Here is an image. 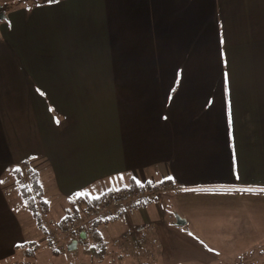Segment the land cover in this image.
Returning a JSON list of instances; mask_svg holds the SVG:
<instances>
[{
    "label": "crops",
    "instance_id": "crops-1",
    "mask_svg": "<svg viewBox=\"0 0 264 264\" xmlns=\"http://www.w3.org/2000/svg\"><path fill=\"white\" fill-rule=\"evenodd\" d=\"M14 1L0 0V259L30 242L10 199L26 136L45 158L25 170L43 186L49 172L66 205L104 182L174 186L97 225L120 262L244 257L237 238L264 237V0ZM41 235L30 259L50 249Z\"/></svg>",
    "mask_w": 264,
    "mask_h": 264
},
{
    "label": "rangeland",
    "instance_id": "rangeland-1",
    "mask_svg": "<svg viewBox=\"0 0 264 264\" xmlns=\"http://www.w3.org/2000/svg\"><path fill=\"white\" fill-rule=\"evenodd\" d=\"M15 1L14 3H17ZM3 7H4V4H2V8ZM0 35H1V32H0ZM1 95H2V91H1ZM5 127L6 126L4 125V128ZM26 140L27 142L23 143L22 145L25 146V149H27L28 152L25 153L26 157L24 158V160H21L22 162H20L21 164L20 167L22 169V174H23L24 179L26 178V171H27L25 170V167L23 166L24 163L30 162L29 168H32L34 166L33 164H36L37 161L39 162L40 160H44L43 158H45L43 155L28 156L29 150L31 149L40 150V149H39V143L37 142L36 137L31 138V136H26ZM41 168L45 171L50 167L47 165L46 162H44L42 163ZM44 171L42 173H44ZM45 172L47 174L44 176V178L42 177L44 181L43 187L45 188V191H43V196L49 200L50 207H51L50 211L47 213L45 217V220L51 227H53V222L58 221L64 214L63 213L64 209L62 205L65 204V202L63 201V199L59 198L58 195L56 194L55 188L52 183L51 176L48 175L49 172L47 171ZM111 186L117 187V185H114V184L112 185V184H108L104 182L100 185H97L91 191V193L92 195H98L101 191L111 188ZM10 199L13 205H15V210H16V213L18 214V217L22 219L23 221V228H24L27 240L30 242H28L26 246L23 249H21L22 253H25L26 251V253L28 254H22L21 252L18 251L15 255L9 256V258L7 257L5 259H0V264H126L124 262H120L116 257H112V254H106L105 256H102L100 258H91L88 255L84 254L80 249H78L77 251H71L67 249L66 246L63 247L62 251L57 252V253H54L51 248L49 249V251L46 250L45 253L42 252L41 249L38 248L35 251L34 256L30 259L29 256L31 255L29 253L30 252L29 249L35 248L37 247V245H39L40 239L37 238L36 235L43 238L41 235L42 233L40 234L38 231H36V233H32V230L36 229V225L34 226V224L32 225V223L28 221L27 219V214H29L28 211L24 208L18 207L17 205V204H20L22 201L21 196L19 195V198L17 197L16 199L15 195L13 194L12 196H10ZM28 216L30 217V215ZM263 223H264V219H263ZM64 236H65V233L60 234L58 236L59 241ZM213 239L214 238H212V240ZM33 241H35L36 244H34ZM226 244L233 245L234 243H232L231 241H228L227 243L224 242L223 245H226ZM263 244H264V237L263 238L262 237L237 238L236 247L240 248L244 245L246 250L247 249L249 250L247 251L248 253H246L244 257L242 256L241 258H235V261L233 263L234 264H253V262L256 263L257 261L254 260L253 256L250 253V250L253 251L257 248L258 254L255 258H259L264 255V251L262 250ZM108 246L110 249L112 248L111 244H108L107 247ZM41 252L42 254H45L42 257H40ZM259 261L264 264L263 258H259ZM220 262L221 264H227V259L222 260ZM215 264H218V263H215Z\"/></svg>",
    "mask_w": 264,
    "mask_h": 264
},
{
    "label": "trees",
    "instance_id": "trees-1",
    "mask_svg": "<svg viewBox=\"0 0 264 264\" xmlns=\"http://www.w3.org/2000/svg\"><path fill=\"white\" fill-rule=\"evenodd\" d=\"M53 1H56V0H53ZM34 2L38 4H42L44 2H49V0H36V1L34 0ZM13 4H16V3H13ZM13 4L8 3V4H5L4 7H8ZM13 170L15 172L14 174L15 186H16V189L19 195L22 198V203L23 205H25L26 210L34 218L35 224L37 225L39 230L44 234V238H46V240L48 239L47 246L51 248L54 253L62 251L63 248H60L56 245L57 240L52 239V238H55V233L53 232L54 236L50 237L49 232L48 233L44 232L45 225L43 224V222H44V219L47 213L50 211L51 207H50L48 199H46L43 196L44 187H43L42 181L39 179V177L36 176L35 172L28 173V171H26L27 180L24 179L25 181H23L22 180L23 174L20 171V169L17 168V170L16 169H13ZM164 183H167V182H164ZM164 183L162 182V183L152 184V185L144 184L147 186H143V187H151L153 185L159 186ZM170 187H174V186L170 184ZM134 189H137L136 185L131 183L130 186L128 187L127 186L125 187L121 186L118 188L111 187L107 190L102 191L98 195L90 194L87 189L75 192L72 194V196H69L67 198V205L65 208V212L63 216L58 221H56V226L62 227L64 225L65 226L72 225L74 228L68 233L70 237L68 240L69 241L68 243H71V241L75 240L77 243H79L80 245L79 247L81 248L80 250L84 254L88 255L91 258H100L102 256H105L106 254H108L109 250L105 244V238L99 236L97 225L110 218H107L106 220H103V221H98L95 219L91 222H87L81 227L80 230H76V226L78 225V222L81 221L83 213L85 212L88 213L92 211L96 206H98L101 202H103L110 195L123 192L126 190H134ZM80 193H83V194L80 195ZM151 201H154V200H151ZM151 201H148V202H151ZM148 202H145L142 204H146ZM129 210L126 212L120 211L119 213L120 214L128 213ZM66 248L68 249L67 245H66ZM32 249L33 248L29 249L31 251L29 252L30 255H33Z\"/></svg>",
    "mask_w": 264,
    "mask_h": 264
},
{
    "label": "built area",
    "instance_id": "built-area-1",
    "mask_svg": "<svg viewBox=\"0 0 264 264\" xmlns=\"http://www.w3.org/2000/svg\"><path fill=\"white\" fill-rule=\"evenodd\" d=\"M174 187H170V184H162L159 186L153 185L151 187H140L134 190H126L113 195H110L92 211L83 213L81 221L78 222L76 230H80L81 227L87 222L93 220L103 221L107 218H112L120 211H128L130 208L137 204H142L151 200L161 199L167 192L173 190ZM74 227L72 225L62 228V233H69ZM145 229L144 225L135 226L136 233H141ZM49 236L53 237V232H49Z\"/></svg>",
    "mask_w": 264,
    "mask_h": 264
},
{
    "label": "water",
    "instance_id": "water-1",
    "mask_svg": "<svg viewBox=\"0 0 264 264\" xmlns=\"http://www.w3.org/2000/svg\"><path fill=\"white\" fill-rule=\"evenodd\" d=\"M180 220H181V221H180ZM176 222H177V223H182V222H183V220L180 219L179 216H178L177 214H176ZM73 243H76V241H75V240L72 241V244H73ZM70 247H71V245H68V249H70Z\"/></svg>",
    "mask_w": 264,
    "mask_h": 264
},
{
    "label": "snow or ice",
    "instance_id": "snow-or-ice-1",
    "mask_svg": "<svg viewBox=\"0 0 264 264\" xmlns=\"http://www.w3.org/2000/svg\"><path fill=\"white\" fill-rule=\"evenodd\" d=\"M53 2V0H49V3ZM261 191H264V189H261ZM83 193H80L82 195Z\"/></svg>",
    "mask_w": 264,
    "mask_h": 264
}]
</instances>
